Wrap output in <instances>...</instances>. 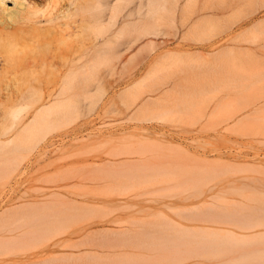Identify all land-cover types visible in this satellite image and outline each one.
I'll list each match as a JSON object with an SVG mask.
<instances>
[{
	"label": "rangeland",
	"instance_id": "rangeland-1",
	"mask_svg": "<svg viewBox=\"0 0 264 264\" xmlns=\"http://www.w3.org/2000/svg\"><path fill=\"white\" fill-rule=\"evenodd\" d=\"M43 1L28 22L0 27V264H170L176 248L179 264L246 262V255L251 264L264 255V239L227 231L213 239L208 230L252 233L246 222L264 217V203L246 201H264V25L256 26L264 0H196L187 27L181 17L128 16L142 0L122 1L115 18L98 14L115 26L101 25L93 10L78 15L72 0ZM67 5L69 20L61 13ZM57 15L63 19L48 22ZM201 17L212 25L192 29ZM87 48L95 75L60 76ZM157 235L183 242L166 248ZM184 236L228 242L200 245L227 252L205 256ZM191 247L204 256L189 260Z\"/></svg>",
	"mask_w": 264,
	"mask_h": 264
},
{
	"label": "bare ground",
	"instance_id": "bare-ground-1",
	"mask_svg": "<svg viewBox=\"0 0 264 264\" xmlns=\"http://www.w3.org/2000/svg\"><path fill=\"white\" fill-rule=\"evenodd\" d=\"M43 0H0V27H2V29H9L10 27H12V26H16V25H20V24H22V23H26V22H28L29 20V16L31 15V11H30V9H34V11L35 12H39L40 11V7H41V2H42ZM54 1V0H53ZM73 2L71 3V5H74V6H77V8L78 9H76L75 10V12H81L82 11V13L84 12V11H86V12H92V10H93V12H95L96 13V15L98 16V17H96L97 19V22H99L101 25H103V26H105V25H107V24H111V25H113L114 23H111V22H113L111 19H110V21L109 22H107V20H104L103 19V16L104 15H98V14H103L104 13V11H109L110 13H111V17L110 18H112L115 14H117V13H121V11H122V9H121V7H120V4L122 3V1H125V0H113V1H111V2H103V3H101L99 6H81L80 4L78 5V3H75V1L77 2L78 0H72ZM196 0H142V1H140L139 3H137L135 6H132V7H130V8H128V10H127V15L128 16H135V15H152V16H155V15H167V16H170L171 17V19H173L172 20V22L173 23H176V21H177V18H182V22H181V24H182V26L183 27H187V23H186V21H187V15L189 14V8H190V6H191V3H194ZM241 0H238V2H240ZM254 2H255V0H253ZM39 2H40V4H39ZM44 2V4H45V2H46V0H44L43 1ZM184 2H186V3H184ZM7 3H12L13 5L12 6H10V5H7ZM183 3H184V5H183ZM196 4V3H195ZM70 5V6H71ZM56 6V3H55V5H52V8H53V10H55L57 7H55ZM73 7V6H72ZM61 10V9H60ZM70 10H71V8L69 7V5H67L66 6V8H64V10L62 9L61 10V13L64 15L63 17H67V19L69 20V19H71L70 17H72L74 14L73 13H70ZM27 13V14H26ZM32 13H34V12H32ZM77 15V14H76ZM75 15V16H76ZM78 15H79V13H78ZM77 15V16H78ZM118 15V14H117ZM117 15H115L113 18H115ZM63 18H61L60 17V15H57V16H55V17H52L51 19H49L48 20V22H51V23H53V22H55V21H61ZM106 22V23H105ZM264 23V22H263ZM263 23H257V27L258 26H261V25H264ZM66 25V26H69L70 25V22H68V23H63L62 22V25ZM109 24V25H110ZM116 25V21H115V24H114V26ZM128 25H130V24H128ZM210 25H212L211 24V22H209L206 18H204V17H201L199 20H197V22H195V23H193L192 25H191V28L192 29H194V30H203L204 28H206V27H208V26H210ZM108 26V25H107ZM221 26L223 27V28H226V26L224 25V24H221ZM68 30V29H67ZM125 30V28L121 31V34L123 33V31ZM120 35V34H119ZM103 36H105V35H103ZM102 37V36H101ZM106 37V36H105ZM100 40V39H99ZM102 40H103V38H102ZM106 39H104L102 42H104ZM103 44H105V42L103 43ZM150 48H151V46H149ZM37 48V47H36ZM100 53V52H99ZM97 54V53H96ZM92 54L90 53V50H89V48H87V50L85 51V53L83 54V58H81L82 59V62H80L81 64H79V63H76V61H73V66L71 67L68 63H67V65L68 66H70V70L69 69H67L68 71H64V72H62L61 71V74H60V76H63V77H65V78H75V77H80V78H83V79H85V80H90L92 77H93V75H95V71H94V69H93V63H91V58H92V56H91ZM6 63V62H5ZM75 63V64H74ZM100 64H102V61H101V63ZM106 64V63H105ZM8 65V64H7ZM66 104V103H65ZM65 107H66V105H64ZM47 112H50V111H46V113ZM51 113V112H50ZM49 114V113H48ZM47 115V114H46ZM48 116V115H47ZM46 119V118H45ZM46 121V120H45ZM44 122V121H43ZM39 127V126H38ZM34 128H36V129H38L37 127H34ZM33 128V129H34ZM41 130L43 129V128H41V127H39ZM32 130V129H31ZM41 130H39V131H41ZM44 130V129H43ZM42 130V131H43ZM33 131V130H32ZM41 131V132H42ZM34 133V132H33ZM30 134H31V131H30ZM13 161H14V159H13ZM15 161L17 162V160H16V157H15ZM139 161V160H138ZM15 164V162H11L10 164ZM131 163V162H130ZM135 163V162H134ZM142 163V162H141ZM13 164V165H14ZM136 164V163H135ZM127 165H128V163H127ZM127 165H125L126 167H128ZM138 165V164H137ZM158 165V164H157ZM125 166H123V168L125 167ZM15 168H17L16 166H14ZM133 167H134V165H132V169H133ZM142 166L141 165H139V168H137V166L135 165V168H137L138 170L139 169H144V171L145 170H147V168L149 167V165L148 166H143V167H145V168H141ZM153 167V166H152ZM152 167H150L151 168V170L150 171H152V169L154 168H152ZM163 167V166H162ZM168 167V166H167ZM121 168V167H120ZM157 168V170L159 169L158 168V166L156 167ZM136 169V170H137ZM15 170V169H14ZM141 170V171H142ZM149 170H147V171H149ZM166 170V169H165ZM242 170H244V169H242ZM126 170L124 169L123 170V172H125ZM129 171H130V169H129ZM114 173H115V171H113ZM112 172V173H113ZM131 173H129L131 176H133L134 174V178L135 177H137L138 176V174L140 173V172H136V173H132L133 171L131 170L130 171ZM162 172V171H161ZM112 173H111V175H112ZM118 173V172H117ZM117 173H115V174H117ZM119 174V173H118ZM123 174H125V173H122V171H121V174H119V176H123ZM128 173H126V176H128L127 175ZM137 174V175H136ZM129 175V179H130V176ZM118 176V175H117ZM121 176V177H122ZM125 176V175H124ZM125 176V177H126ZM140 176V175H139ZM138 176V177H139ZM127 178V179H128ZM140 178V177H139ZM138 178V179H139ZM135 180V179H134ZM143 181V180H142ZM135 182V181H134ZM135 184V183H134ZM139 185V184H138ZM141 186V185H140ZM135 187V186H134ZM241 187V188H240ZM239 188H236V190H237V192H241L244 188L245 189H247V188H251V185H242V186H240ZM122 188V187H121ZM127 189V188H126ZM125 189V190H126ZM129 189V188H128ZM132 189V188H131ZM186 189V188H185ZM129 191V190H128ZM110 192V191H109ZM119 194V193H118ZM124 194H126V192L124 193ZM240 195H243L242 193L240 194ZM246 201L247 202H251V201H254V202H260V203H264V201L262 200V198H261V196H247L246 197ZM45 206V205H44ZM101 206H103V205H101ZM105 208H106V206H104ZM250 207V206H249ZM49 208V207H48ZM102 208V207H101ZM240 208V207H239ZM242 209V208H241ZM248 210V209H247ZM97 211V210H96ZM224 211V210H223ZM237 212V211H236ZM34 213V212H33ZM97 213V212H96ZM205 214H206V212H205ZM209 214V213H208ZM207 214V215H208ZM227 214H228V212H227ZM235 214V213H234ZM53 215H54V213H53ZM57 215H59V214H57ZM203 215V214H202ZM210 215H212V214H210ZM220 215V213L218 214V216ZM221 215H222V212H221ZM221 215L219 216V218L221 217ZM223 215L225 216V217H227V218H229L228 216H229V214L228 215H225L224 214V212H223ZM236 215V214H235ZM241 215V217H243L242 216V214H240ZM247 215H249L248 213H247ZM49 216V215H48ZM209 216V215H208ZM215 216V215H214ZM253 216V215H252ZM28 217H29V215H28ZM44 217H46V215H44ZM204 217H206V215L204 216ZM204 217L202 218V220L204 219ZM217 217V216H216ZM240 217V216H239ZM240 217V218H241ZM246 217V216H245ZM249 217L250 216H248V221L250 220L249 219ZM27 218V217H26ZM33 218V217H32ZM38 218V217H37ZM75 218V217H74ZM207 218V217H206ZM209 219H211V217H208ZM232 218H234V216L232 217ZM237 218H238V216H237ZM237 218H235V219H237ZM73 219V218H72ZM221 219V218H220ZM234 219V220H235ZM252 219V218H251ZM207 220V219H206ZM214 220V219H213ZM233 220V219H232ZM210 221V220H209ZM216 221H217V219H216ZM216 221H214V222H216ZM220 221V220H219ZM221 221H223L224 223H228V220H227V222H225V220H222L221 219ZM237 221H239V220H237ZM237 221H235V224H236V222ZM241 221H242V219H241ZM241 221H239V222H241ZM247 220H245L244 219V222H246ZM252 221H254V220H252ZM252 221H250V222H246V228L245 227H243V226H241V228L244 230V228L245 229H248V230H252V229H256V230H254L252 233L249 231L248 233H245V234H241V233H237V232H235V231H233V230H225V229H223V228H209L208 230H210V231H212L211 233L213 234V235H209L210 237L211 236H213L214 237V235L215 234H218V233H220L221 231H227V233H229V234H232V235H235V236H241L242 238H259V239H264V217L262 216V218H260V219H258V221H255V222H253V223H251ZM61 222V221H60ZM243 221L241 222V224L242 223H244ZM27 223V222H26ZM51 223V222H50ZM58 223H59V221H58ZM232 223H233V221H232ZM231 223V224H232ZM31 224V223H30ZM170 224V223H169ZM168 224V225H169ZM176 225H177V223H175ZM222 224V223H221ZM238 224V223H237ZM236 224V225H237ZM29 225V224H28ZM41 225V224H40ZM51 225V224H50ZM245 225V224H244ZM30 226V225H29ZM60 226V225H59ZM157 226H159V225H157ZM46 227V226H45ZM179 227H185V228H187L186 226H184V225H179ZM239 227H240V225H239ZM32 228V227H31ZM140 229V228H139ZM162 229H163V227H162ZM168 229V228H167ZM174 229V228H173ZM172 229V230H173ZM190 229V228H189ZM170 230V229H169ZM191 230V229H190ZM241 230V229H240ZM151 231V230H150ZM154 231V230H153ZM182 231V230H181ZM181 231H179V232H181ZM194 231V230H193ZM192 230H191V232H193ZM242 231V230H241ZM38 232V231H37ZM109 232V231H108ZM130 232V231H129ZM148 232V231H147ZM188 233H189V231H187ZM201 232V231H200ZM199 232V233H200ZM203 232V231H202ZM206 232V231H205ZM30 233V232H29ZM49 233V232H48ZM110 233V232H109ZM144 234L146 233L145 231L143 232ZM154 232H152V235H154L155 236V233L153 234ZM188 233H185V234H188ZM204 233V232H203ZM25 234H26V232H25ZM25 234H24V236H25ZM35 234V233H34ZM47 234V233H46ZM119 234V233H118ZM118 234H117V236H118ZM149 234H151L150 232L148 233V237H147V239L149 238ZM157 234V233H156ZM181 234H183V233H181ZM194 234V233H193ZM197 234V233H196ZM228 234V235H229ZM36 235V234H35ZM120 235V234H119ZM123 234H121V236H122ZM151 235V236H152ZM160 235H162V233L160 234ZM160 235H157V236H160ZM165 235H167V233L165 234ZM168 235H170V233L168 234ZM220 235V234H219ZM103 236V235H102ZM116 236V237H117ZM124 236V235H123ZM150 236V237H151ZM193 236V235H192ZM198 236H200V234H198ZM197 236V238H199L198 240H200V243L197 241V240H194V239H192V238H187V239H189V241H191V243H193V242H197L198 243V245H199V248L197 247V246H195V247H197V249L199 250V251H201L202 249L200 248V245L202 244V242L203 243H208V242H206V240L207 241H209V237L207 236V234H206V240L204 239L205 238V234L203 235L204 237H202L201 236V238H203L202 240L200 239V237H198ZM231 236V235H230ZM108 237V236H107ZM112 237V236H111ZM113 237L115 238V235H113ZM161 237V236H160ZM167 237V236H166ZM174 237L177 239H174L175 241H176V244H177V241L179 240H182L181 238H180V236H179V238H178V235H177V237L174 235ZM187 236H184L183 237V239H185ZM193 237H195V236H193ZM208 237V238H207ZM213 237H211V238H213ZM224 237V236H223ZM25 238V237H24ZM102 238V237H101ZM123 238H125V237H123ZM169 238V239H168ZM167 239L170 241L171 240V242H168V240H165L164 239V237H163V239H162V237H161V240H163V243L165 242L166 243V246H165V244L164 245H162L161 243H160V239H157V238H154L155 240L157 239L158 240V242L161 244H159L160 246H165L166 248L168 247L167 246V244H173V245H175L174 244V240H172L173 238H170V237H168ZM215 238V237H214ZM213 238V239H214ZM235 238H237V237H235ZM234 238V239H235ZM26 239V238H25ZM131 239V238H130ZM150 239V238H149ZM153 238L151 239V240H154ZM187 239H185L186 241H187ZM212 239V240H213ZM217 239V238H216ZM227 239V238H226ZM225 239V240H226ZM232 239V238H231ZM4 240V239H3ZM8 240V239H7ZM16 240V239H15ZM103 240V239H102ZM123 240V239H122ZM125 240V239H124ZM123 240V241H124ZM156 240V241H157ZM212 240H210V243L209 244H202V245H204V247L206 248V247H208V246H206V245H209V247H213V246H215V245H211V241ZM230 240V239H229ZM9 241V240H8ZM14 241V240H13ZM12 241V242H13ZM97 241H99V239L97 240ZM105 241V240H104ZM112 241V240H111ZM114 241V240H113ZM121 241V240H120ZM150 241V240H149ZM174 241V242H173ZM186 241H185V245H187L186 244ZM188 241V243L190 244V242ZM202 241V242H201ZM233 240H231L230 242H232ZM239 241V240H238ZM15 242V241H14ZM19 242H20V240H19ZM94 242V241H93ZM152 242H154V241H152ZM180 242H183V241H180ZM179 242V243H180ZM195 242V243H196ZM213 242V241H212ZM215 242H217L216 240H215ZM219 242V241H218ZM225 242H227V241H225ZM237 242V241H236ZM245 242V241H244ZM2 243V242H1ZM105 243V242H104ZM121 243V242H120ZM146 243V242H145ZM151 243V242H150ZM195 243H194V245H195ZM222 243V242H221ZM221 243H218V244H221ZM224 243V242H223ZM221 244L220 246H223V245H226V244ZM239 243V242H238ZM238 243H237V245H238ZM248 242H246V244H247ZM87 244H88V242H87ZM103 244V243H102ZM147 244V243H146ZM154 244V243H153ZM169 244V245H170ZM181 244H183L182 246H184V248L186 249L187 248V246L185 247V245H184V243H181ZM181 244H178L177 246H179L180 247V245ZM218 244H216L217 246H219ZM229 244V243H228ZM232 244H234L235 246H236V243H233L232 242ZM251 242H250V246H251ZM260 244V243H259ZM264 244V243H263ZM126 245V244H125ZM139 245V244H138ZM148 245V244H147ZM158 245V244H157ZM191 246H192V244H190ZM193 245V246H194ZM231 245V244H230ZM229 245V248L231 247ZM239 245H242V244H239ZM253 245V244H252ZM160 246H158V248H159V250L160 251H158V252H160L161 253V251L165 248H163V249H160V248H162V247H160ZM192 246V247H193ZM217 246H215V247H217ZM219 246V247H220ZM226 246H228V245H226ZM242 246H246V245H242ZM143 247V246H142ZM154 247V246H153ZM170 247H171V245H170ZM170 247H169V249H167V250H170ZM188 247H189V245H188ZM188 248L187 249V251H186V254H187V252H188V250L189 249H193V248H195V247H193V248ZM225 247V246H224ZM238 247V246H237ZM247 247V246H246ZM253 247V246H252ZM252 247H250V248H252ZM156 248V247H155ZM158 248H156V249H158ZM173 248L175 249V247L173 246ZM183 248V247H182ZM214 248V247H213ZM218 248V247H217ZM233 248V247H232ZM196 249V248H195ZM195 249H193L194 251V253H192L191 252V250H189V252H191L190 253V256H188V258H189V260H192L193 258L191 257V256H193V257H195L196 256V254H197V252H199V251H195ZM207 249V248H206ZM212 248H210L209 249V251L211 250ZM221 249H222V247H221ZM224 249V248H223ZM226 249V248H225ZM154 250V249H153ZM178 250V251H177ZM180 249H177L176 248V254H179L180 252H182V251H179ZM230 250H231V248H230ZM257 251H258V249H256ZM164 251H166V249H164ZM203 251V253H205V256H207V255H214V256H216V254H217V256H216V259H217V257H219L220 255L219 254H222V255H224V253L225 252H227V250L226 251H224L223 253L222 252H218V250L216 251V250H213L214 251V253L216 252V254H214L213 253V251L211 252H209V253H212V254H209V253H207V251H205L204 252V250H202ZM223 251V250H222ZM229 251V250H228ZM232 251H234L235 252V250H232ZM242 251V250H241ZM257 251H255V250H253V251H249V253L250 252H252V253H254L255 252V254H256V252ZM260 252L259 253H261V250H259ZM264 251V250H263ZM262 251V252H263ZM157 252V251H156ZM168 252H171V254H169V256L171 257V258H168V256H166L168 259H170V261L169 262H171V263H173V264H179L181 261H177V260H175V259H173L175 256L174 255H176V254H174V255H172V250L171 251H168ZM168 252H166L167 253V255H168ZM188 252V253H189ZM195 252H196V254H195ZM231 252V251H230ZM233 252V253H234ZM240 252V250H238L237 251V254ZM247 252V251H246ZM150 253V252H149ZM153 253V252H152ZM219 253V254H218ZM232 253V254H233ZM236 253V252H235ZM159 254V253H158ZM183 255H186L185 254V250H183V253H182ZM202 254V252H200V254L198 253L197 255H201ZM228 254V253H227ZM242 254H244V253H242ZM251 254V253H250ZM258 254V253H257ZM256 254V255H257ZM160 255V254H159ZM158 255V256H159ZM162 255H164V254H162ZM161 255V256H162ZM174 256L173 258H172V256ZM188 255V254H187ZM203 256H204V254H202ZM212 255V256H213ZM231 255V254H230ZM229 255V256H230ZM241 255V254H240ZM252 255V254H251ZM263 254H261L260 256L259 255H257V257H261ZM147 256V255H146ZM177 256V255H176ZM179 256H181V255H179ZM202 256V257H203ZM212 257V258H215V257ZM228 256V257H229ZM243 256V255H242ZM247 256L248 255H246L244 258L246 259V262H247V260L249 259V256H248V259H247ZM255 256V255H254ZM264 256V255H263ZM140 257V256H139ZM182 257V259L184 258V256H181ZM197 257V256H196ZM201 256H200V258H202ZM222 257H225V259L227 258L226 257V255L225 256H222ZM255 258V259H257L258 260V258ZM153 259H154V257H152ZM176 258V257H175ZM180 258V257H179ZM186 259H187V257H185ZM199 258V259H200ZM238 259H239V264H240V262H242L243 260H240L242 257H237ZM236 258V259H237ZM251 258H252V256H251ZM262 258H264V257H262ZM132 259V258H131ZM145 258H143V260H144ZM150 259V260H149ZM149 259H147L146 258V261H144V262H150L151 261V258H149ZM153 259H152V261H153ZM155 259H156V257H155ZM157 259H159V257L157 258ZM172 259V260H171ZM181 259V258H180ZM186 259H183V260H186ZM235 258H234V261L236 260ZM254 259V257H253V263L255 264V262H256V264H259L260 263V261L262 260L261 258H260V261L258 262V261H256ZM77 260H79V259H77ZM82 260V259H81ZM105 260V259H104ZM122 260V259H121ZM120 259H118V262H117V264L118 263H120V264H122L120 261H121ZM135 260V259H134ZM134 260H132V261H134ZM140 260V259H139ZM138 260V261H139ZM143 260H142V262H136L137 264H148V263H144L143 262ZM167 262L168 260L167 259H163V262L164 263H166L165 261ZM188 260V259H187ZM215 260V259H214ZM233 260V259H232ZM155 261V260H154ZM162 260H160V262H161ZM172 261H177V263H174V262H172ZM216 261H218V260H216ZM249 261L250 260H248V264H250L249 263ZM116 262V261H115ZM159 262V261H158ZM230 262V263H229ZM228 263L229 264H238V262L236 263V262H232V261H229ZM245 264H246V262L245 261H243ZM242 262V263H243ZM250 262H252V260L250 261ZM258 262V263H257ZM262 262H264L263 260H262ZM125 263V262H124ZM156 264H157V262H155ZM162 263V262H161ZM170 263V264H171ZM182 263V262H181ZM183 263H185V262H183ZM227 263V262H226ZM243 263V264H244ZM253 263H251V264H253ZM127 264H129L128 262H127ZM131 264V263H130ZM134 264V263H133ZM160 264V263H159ZM163 264V263H162ZM219 264H222V263H219ZM223 264H224V262H223ZM260 264H264V263H260Z\"/></svg>",
	"mask_w": 264,
	"mask_h": 264
}]
</instances>
